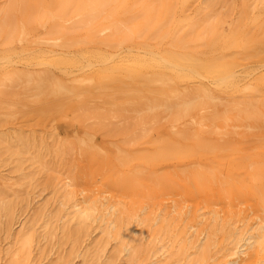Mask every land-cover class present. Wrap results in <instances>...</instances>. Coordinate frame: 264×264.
I'll return each instance as SVG.
<instances>
[{"label":"bare ground","instance_id":"6f19581e","mask_svg":"<svg viewBox=\"0 0 264 264\" xmlns=\"http://www.w3.org/2000/svg\"><path fill=\"white\" fill-rule=\"evenodd\" d=\"M54 1L0 0V52L42 66L0 123L51 120L0 135V264H264V0ZM94 163L133 192L91 199Z\"/></svg>","mask_w":264,"mask_h":264},{"label":"rangeland","instance_id":"374dc122","mask_svg":"<svg viewBox=\"0 0 264 264\" xmlns=\"http://www.w3.org/2000/svg\"><path fill=\"white\" fill-rule=\"evenodd\" d=\"M248 9H249V7L246 5V10L248 11ZM248 13H249V11H248ZM33 38L34 37L30 38V40L27 42H24L22 44H18L16 46V48H14L11 51L0 52V76L3 73H5L11 69H15V68H23V67H30L32 69L42 68V66H39V64L37 63L39 60L37 61V59L28 58V57H31L30 54H33L34 52H36L37 50H39L41 48L40 45H36L33 42ZM101 53H102V55L107 54V53L105 54L104 52H101ZM73 56H75L77 58V60H81V62H79V65H78L79 67L76 68L75 70L83 69V68L86 69V66H87L86 59L88 61L92 62V67L94 69L92 71H94V73L102 72V68H104V65H102L103 63L99 62L100 60H98L99 55L91 53L89 50L75 52L73 54ZM6 57H9L10 61L9 60L4 61V58H6ZM83 57L86 59H84ZM80 63H81V65H80ZM109 67L112 70L104 69L105 70L104 72H106L107 75H114V79H120V80L126 81L122 76V74H126V73H124V71L121 70V67L118 64L113 63V64H111L105 68H109ZM96 70H98L99 72H97ZM83 72L88 73L90 71L83 70ZM120 74H121V76H120ZM20 120H18L19 122H15V123L2 121L0 123V135H4V134L9 135L10 133L13 132V128L16 131L21 129V131H23V132H29L30 130L32 131L33 129H35L44 135H47L51 130V128H50L51 120L50 119H47V120L41 122L39 117L32 115V116L28 117V119H25V120L20 119ZM70 128H71V126L65 125L63 123L58 125V131L60 134H63V135H65L66 132ZM22 129H24L25 131ZM27 129H29V130H27ZM89 167H90V169H88V174H87L88 177H87V179H84L85 181L83 180V185H84L85 189L87 190L86 194L88 193L90 196L92 195L91 197L89 195H87L91 199H96V198L101 199V197L103 196L106 199H107V197H114L113 200H115V197H118L116 199L120 200V198H121L123 200V199H126L127 196H129L133 192V191H131L132 189L130 190V188H128V187H126V188L119 187L115 182V179H114L115 175L113 176V174H112V176H108V177H106V175H103L104 172L97 163L91 164V165H89ZM107 175H109V174L107 173ZM33 193L36 195V197L41 196L40 199L36 198V200H39L40 203H43L44 201H46L49 198L46 194L40 195L38 190H34ZM33 193L30 192V194L27 195V197H26V195H24L23 198H30V199L34 198V195H32ZM43 197H45V198H43ZM110 200H112V199H110ZM2 241H3V239L0 237V242H2ZM50 260H52V258ZM50 260L44 261L42 263L38 262V264H47V262L50 264L51 263ZM53 263H56V262L53 261ZM70 264H84V263H83L81 258L77 257L74 259L72 258V262H70Z\"/></svg>","mask_w":264,"mask_h":264}]
</instances>
